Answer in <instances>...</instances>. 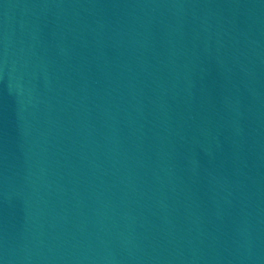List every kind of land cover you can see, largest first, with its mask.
<instances>
[{"label":"water","instance_id":"1","mask_svg":"<svg viewBox=\"0 0 264 264\" xmlns=\"http://www.w3.org/2000/svg\"><path fill=\"white\" fill-rule=\"evenodd\" d=\"M0 264H264V0H0Z\"/></svg>","mask_w":264,"mask_h":264}]
</instances>
